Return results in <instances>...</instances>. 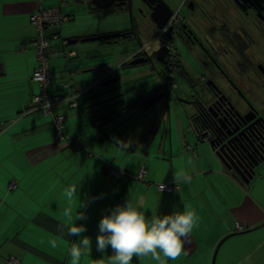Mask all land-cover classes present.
<instances>
[{
	"label": "crops",
	"instance_id": "1",
	"mask_svg": "<svg viewBox=\"0 0 264 264\" xmlns=\"http://www.w3.org/2000/svg\"><path fill=\"white\" fill-rule=\"evenodd\" d=\"M94 1L41 0L43 7L63 2L68 17L53 43L49 92L59 102L55 113L65 118L64 134L81 139V147L73 150L55 140L52 117L29 112L31 98L39 91L31 80L36 59L30 16L36 0H0V264H8L10 258L19 264H68L67 248L76 238L67 235L65 211L83 215L76 223L86 225L82 235L92 241L81 264H99L104 255L112 254L110 248L104 253L96 250L99 220L128 198L139 202L149 216L186 208L195 211L197 222L185 238L184 254L167 264H212L215 249L225 238L214 264H264V173H260L264 163L244 184L216 158L209 140L197 138L191 119L172 124L169 108L160 121L141 117L136 126L114 129L103 123L104 113L97 106L111 95L120 97L122 83L143 79L135 69L150 61L131 63L154 50L155 33L148 11L143 28L136 23L132 3L130 9L118 5L100 9ZM135 24L151 33L139 47ZM125 31L133 34L111 37ZM92 36L102 38L67 43ZM111 46L118 51L115 60ZM162 72L154 71L155 84L158 80L161 87L142 99L156 92L163 98L171 93L167 88L175 78ZM113 79L117 82L106 84ZM66 97H74L78 106L68 108L62 101ZM121 110L112 111L114 120ZM137 112L143 116L148 111ZM107 163L124 175L107 174ZM141 169L144 178L136 180ZM181 173L190 181L185 183ZM170 183L178 185V191H158V185ZM68 190L75 192L71 201L64 196ZM133 264L156 262L134 256Z\"/></svg>",
	"mask_w": 264,
	"mask_h": 264
},
{
	"label": "flooded vegetation",
	"instance_id": "2",
	"mask_svg": "<svg viewBox=\"0 0 264 264\" xmlns=\"http://www.w3.org/2000/svg\"><path fill=\"white\" fill-rule=\"evenodd\" d=\"M157 1L139 0L148 11L152 31L160 34L154 50L142 59L162 64L157 51L168 47L169 56L174 49V67H168L167 57L162 73L189 79L195 72L187 64L190 61L181 58L178 50L183 48L198 65V82L203 83V95L196 94L193 101L201 108L202 136L213 140L216 149L224 146L234 177L240 179L253 170L258 174L264 163V0H179L181 21L176 30L169 28V36L150 18ZM161 1L172 16L177 0ZM159 94L146 98L151 101Z\"/></svg>",
	"mask_w": 264,
	"mask_h": 264
},
{
	"label": "clouds",
	"instance_id": "3",
	"mask_svg": "<svg viewBox=\"0 0 264 264\" xmlns=\"http://www.w3.org/2000/svg\"><path fill=\"white\" fill-rule=\"evenodd\" d=\"M180 178L185 183L190 181V177L183 173ZM64 196L71 201L75 192L68 190ZM64 215L68 218L65 225L67 235L76 238L67 248L68 264H81L92 245L91 239L82 235L87 231L86 225L76 223L84 217L79 211L75 214L65 211ZM196 222L197 216L192 209L149 216L139 202L128 198L99 220L96 250L100 253L108 248L112 250V254L106 258L104 255L99 264H133L134 256L138 260L151 257L156 264L175 261L184 254L185 238L190 235Z\"/></svg>",
	"mask_w": 264,
	"mask_h": 264
},
{
	"label": "rangeland",
	"instance_id": "4",
	"mask_svg": "<svg viewBox=\"0 0 264 264\" xmlns=\"http://www.w3.org/2000/svg\"><path fill=\"white\" fill-rule=\"evenodd\" d=\"M141 2H139V0H132V7L134 10V18L136 20V23H139L143 28L146 25V12L147 10L140 5ZM179 4L178 0L176 1V3L174 4L173 8L175 7V5ZM185 10L181 11V14H185ZM130 17V16H129ZM136 25V24H135ZM138 25H136V32H137V37H136V43L138 44L137 47H139V44H145L146 40L149 35H151V33L149 32V30L146 29H138ZM131 30V29H130ZM160 34H156L154 35V42L155 44L157 43V38H159ZM110 50V54H111V60H115L116 59V53L117 48L116 47H112L109 49ZM179 53L181 58L183 59L184 62H187L186 59H188V61H190L188 64V66H190L193 70L194 75L192 72H190V74L192 76H189V79H186L183 76H178L175 77L174 79V90L168 95V97H164L162 99H160L155 105L154 107L150 108L149 110H147L148 112L143 116H141L142 112H137L138 108L136 107V109L133 110H127L126 108H128V106L133 107L138 100L141 98L142 96L144 97V94L148 93L149 91H151L152 89H154L156 86L157 88H160V81L157 80V85L155 84L156 78L154 71L159 72L162 69L161 64H159L156 60H152L149 65H144L141 67H138L136 70V72H140L141 73V79L138 82L135 83H122L120 86V90L119 92L121 93L120 97L114 98L115 95H111L110 100H104L105 102L103 104H99V106H97L100 110V112L104 113L103 114V118H105V116L107 115H111L112 111H117L119 109H122L121 112L122 114L120 115L119 118H115V120L113 122H109V124H106L108 126V128L110 129H114L115 127L119 126L121 128V126H123L124 124L129 126V125H133L136 126L138 122H141V117L147 118V119H157L158 121H160L163 118V115L165 114V117L167 115V108H169V113L171 114V121L172 124L175 126V124H179L180 122H189V120L191 119V117L196 113V106L195 103H193L194 101V96L197 94L198 96L203 95V93H200L201 87L203 85V83L198 82L200 79V72H199V68L198 65H195L193 63V61L188 57V53L186 54L184 49L179 47ZM121 72H125V70L121 69ZM150 72L152 73V75H150ZM154 76V77H152ZM194 76H196V80H194ZM154 79V80H153ZM112 88V86H111ZM113 92H111L110 94H112ZM203 97V96H202ZM146 99V98H145ZM145 99H142L143 101ZM147 101V100H146ZM120 112V113H121ZM137 112V113H136ZM134 113H136V116L134 115ZM145 113V112H144ZM136 119V120H135ZM140 120L138 122H136L137 120ZM102 120V119H101ZM100 120V121H101ZM133 120H135V122H133ZM177 128V127H176ZM161 135V134H160ZM160 135L158 137V141L160 138ZM65 137L69 140H74L75 138H71L68 137L67 135H65ZM262 171V170H261ZM260 173H264V170ZM261 175V174H260Z\"/></svg>",
	"mask_w": 264,
	"mask_h": 264
},
{
	"label": "built area",
	"instance_id": "5",
	"mask_svg": "<svg viewBox=\"0 0 264 264\" xmlns=\"http://www.w3.org/2000/svg\"><path fill=\"white\" fill-rule=\"evenodd\" d=\"M180 6L172 14L164 28V31H167L169 28L176 30V27L181 21V16L179 15ZM63 7V2L57 6L43 7L41 0H36V8L33 14L30 16V23L35 30V37L31 45L35 51L36 59V67L33 70L31 80L38 85L39 91L31 98L29 112H40L45 116L52 117V124L55 130V140L74 150L79 148L80 139L75 138L74 140H69L65 137L63 131L65 118L64 116L57 115L55 113L59 102L58 100L54 99L49 92V87L51 85L50 61L53 53V43L59 40L58 32L63 24L68 21V17L62 11ZM172 49L173 48L171 47V50ZM174 58L175 51L173 49L170 51V55L168 56V67L170 69L174 67ZM166 77L171 79V72H166ZM174 85L175 84L173 81L169 82L167 88L169 92L174 90ZM62 101H64L67 104V107L70 109H74L78 106V103L74 97H66ZM105 171L109 175L117 178L123 175L121 170L115 169L109 164L105 165ZM144 173V170L141 169L135 178L142 180L144 178ZM157 189L161 193L170 194L178 191L179 187L174 183H170L158 185ZM237 231H241L240 226H237ZM8 264H19V262L17 259L10 258Z\"/></svg>",
	"mask_w": 264,
	"mask_h": 264
},
{
	"label": "water",
	"instance_id": "6",
	"mask_svg": "<svg viewBox=\"0 0 264 264\" xmlns=\"http://www.w3.org/2000/svg\"><path fill=\"white\" fill-rule=\"evenodd\" d=\"M93 4L100 9H106L109 8L111 6H122V7H127L128 9H130L131 7V2L129 0H95L93 2ZM152 13L150 15V18L152 19L154 25L156 26V28L159 31H162L165 26L167 25L170 17H171V9L169 8V6L159 0L156 2V5L151 9ZM171 33V29H168L167 31V35L169 36V34ZM111 37H119V38H125V35L123 34H115L114 36ZM102 37H98V36H92V37H88V38H78V39H72V40H68L67 43L69 45L71 44H77V43H86V42H93L96 40L101 39ZM159 55H162V58H158ZM167 57H168V53H167V48L165 47H161L158 51H157V58L158 61L162 64H167ZM146 62L143 59H136L134 60L131 64L135 65V64H140ZM117 82V79H113V80H109L108 82H106V84H114ZM163 98V95H158L157 97L153 98L151 101L147 100L144 104H143V111H146L150 108H152L160 99ZM204 139L209 140V144L210 147L212 148L216 158L225 166V168L229 171L231 170V168L227 165L228 163H230V161H232L228 154L225 153L224 151V146L217 148V144L213 141L210 140L207 135H203ZM228 162V163H227ZM257 174L253 171H251V173L248 174H244V175H239L241 181L248 185L256 176ZM254 230V229H253ZM253 230H249L246 232H250ZM227 238L223 239L216 247L214 255H213V259H212V264L215 263V257H216V253L220 247V245L226 240Z\"/></svg>",
	"mask_w": 264,
	"mask_h": 264
},
{
	"label": "trees",
	"instance_id": "7",
	"mask_svg": "<svg viewBox=\"0 0 264 264\" xmlns=\"http://www.w3.org/2000/svg\"><path fill=\"white\" fill-rule=\"evenodd\" d=\"M111 12V11H110ZM120 34H123L125 35L126 38H129L130 35H132L133 33L131 32H121ZM144 104V101L141 99L140 101H138L133 107L131 106H128V108H126L127 110H133V109H136V107L138 108V111H141L142 110V106ZM195 106H196V113L191 117V125L195 131V133L197 134V138L199 140H203V136H202V126L200 124V112H201V108L199 105H197L195 103ZM122 114V112H121ZM121 114H117V116L121 115ZM114 117H116L115 114H111V115H108L106 116L102 121L103 123H109L112 119H114ZM81 147V139H80V145H79V148ZM109 164V163H107ZM106 165V164H105ZM110 165V164H109ZM111 166V165H110ZM116 169V168H115ZM104 171H105V167H104ZM108 174V173H107ZM124 175V173H123ZM111 176V175H110ZM136 179V178H135ZM138 180V179H136Z\"/></svg>",
	"mask_w": 264,
	"mask_h": 264
}]
</instances>
